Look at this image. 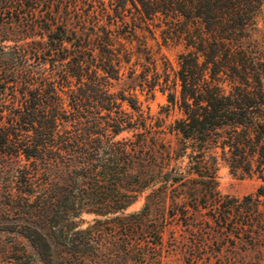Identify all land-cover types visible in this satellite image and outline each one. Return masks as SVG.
Listing matches in <instances>:
<instances>
[{"label": "trees", "instance_id": "1", "mask_svg": "<svg viewBox=\"0 0 264 264\" xmlns=\"http://www.w3.org/2000/svg\"><path fill=\"white\" fill-rule=\"evenodd\" d=\"M263 6L0 0V205L20 217L0 253L14 264L27 253L39 264H149L140 239L160 242L170 222L207 225L222 246L264 242ZM158 32L182 46L176 66L151 44ZM124 77L134 84L115 90ZM137 87H159L167 113L179 110L175 144ZM222 163L263 184L221 192ZM84 212L100 217L82 227Z\"/></svg>", "mask_w": 264, "mask_h": 264}, {"label": "rangeland", "instance_id": "2", "mask_svg": "<svg viewBox=\"0 0 264 264\" xmlns=\"http://www.w3.org/2000/svg\"><path fill=\"white\" fill-rule=\"evenodd\" d=\"M257 19L262 30L261 35L264 36V6ZM157 37L161 44L160 46H158L155 41H151L155 51L158 52L159 55L168 58L173 65L176 66L177 56L182 50V46L172 42L165 45L162 44L163 42L159 32ZM113 84L115 90H120L122 88H128V86L134 84V82L124 77L120 81H114ZM136 94L146 112H149L155 118L159 117L164 120L167 131L166 140L175 144L177 136L175 132L171 133L170 131L175 119L179 118L181 113L177 108L170 109L167 113V94L163 93L159 87L153 93H149L147 90L141 91L139 87H137ZM123 135L127 134L124 133ZM262 184L263 180L257 175L243 174L242 172L235 173L224 163L219 166L218 187L221 192L225 194L243 196L255 193ZM144 201L145 198L143 195L129 205L126 211L142 208ZM98 217L100 216L95 212H84L82 214V227L93 224ZM19 218L16 211H12L6 206L0 205V240H3L6 245H10L16 238L15 234L10 232L7 228L9 227L12 229L14 223L18 221ZM98 226H102L108 231L116 228L113 221L106 223L105 226ZM200 227L204 228V226H199L198 224H191L188 226L177 222H170L162 228L160 242H156L153 234L148 236V238L140 239L147 259L149 260V264H264V242L253 245L244 239L236 238V244L232 247L222 246L223 241H212V237L207 235L205 231H201ZM142 228L149 229L152 228V226L144 225ZM208 228L210 227L205 225L204 230ZM214 237L219 238L220 236L214 235ZM21 240L23 244H28V240L24 236L21 237ZM128 241H130L129 245H132L131 243L135 242V238L133 236L129 237ZM227 241L229 242L230 240ZM203 242L207 243L203 249L199 250L195 247L196 244ZM36 259V256L27 253L21 261H23L22 264H39ZM0 264H14V262L10 260L7 253H0ZM130 264L135 263L131 262Z\"/></svg>", "mask_w": 264, "mask_h": 264}]
</instances>
